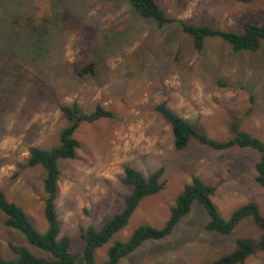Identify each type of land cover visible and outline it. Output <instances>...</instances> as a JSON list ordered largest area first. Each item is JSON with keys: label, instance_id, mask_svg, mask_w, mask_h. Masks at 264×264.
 Listing matches in <instances>:
<instances>
[{"label": "rangeland", "instance_id": "obj_1", "mask_svg": "<svg viewBox=\"0 0 264 264\" xmlns=\"http://www.w3.org/2000/svg\"><path fill=\"white\" fill-rule=\"evenodd\" d=\"M172 18L241 33L243 24L264 21V0H157ZM94 72L82 75L87 65ZM264 41L258 51L235 52L208 38L201 53L179 24L158 27L128 0H0V190L44 233L41 166L29 167V150L59 144L68 126L62 105L90 113L102 105L115 119L84 123L74 137L75 160L60 161L56 203L62 235L81 253L83 231H100L124 209L131 188L123 182L131 166L149 177L165 170L164 189L145 198L126 228L96 252L106 264L109 249L143 225L161 229L184 186L200 177L216 188L212 200L224 219L253 202L264 216V190L256 182L260 154L252 149L216 151L196 140L177 151L171 125L155 108L169 109L210 139L235 137L232 124L264 142ZM209 216L195 202L173 233L147 241L120 264H207L232 252L238 238H257L246 220L230 236L206 230ZM10 243L28 246L0 212V253ZM245 264H264V252Z\"/></svg>", "mask_w": 264, "mask_h": 264}, {"label": "trees", "instance_id": "obj_2", "mask_svg": "<svg viewBox=\"0 0 264 264\" xmlns=\"http://www.w3.org/2000/svg\"><path fill=\"white\" fill-rule=\"evenodd\" d=\"M255 0H241L243 3H251ZM132 9L143 19L156 22L158 27L171 24H179L183 33L193 42L196 52L201 53L208 38L219 39L228 43L235 52L258 51L264 41V21L260 25L245 23L241 33L217 29L208 25L191 24L178 18L169 17L160 7L157 0H128ZM264 17V15H263ZM94 72V64L91 63L82 69L81 74ZM264 98V96H263ZM62 115L68 121L59 137V144L50 149L33 147L29 150V167L41 166L46 176L44 185V216L48 225L42 233L38 231L26 212L16 204L8 201L5 193L0 190V212L6 215V225L22 234L28 245L39 250L44 256L33 253L28 246L10 243L9 248L12 258H5L0 253V264H96V252L108 244L112 238L123 231L131 217L148 197L160 193L164 189L162 178L165 170L158 169L149 177H144L141 172L131 166L124 168L122 182L131 188L130 195L125 199L124 209L116 214L100 231L89 228L83 231L82 238L85 241L81 253L73 249L72 239L62 235L61 222L57 212L56 203L59 198V184L62 172L60 161L75 160L79 142L74 137L77 130L84 123L93 124L103 119H115L116 115L102 105H97L95 110L86 113L77 103L62 105ZM171 125L174 147L182 151L188 147L191 141L196 140L216 151H224L232 148L252 149L260 154V159L255 166L256 182L264 190V142L249 133L242 132L237 122L232 124L235 137L227 142H219L210 139L199 129L169 109L166 102L155 108ZM216 188L207 185L200 177L194 176L192 182L185 185L183 191L171 208L170 218L163 228L157 229L150 225L137 228L131 237L125 242H116L108 252L109 260L106 264H120L121 260L137 251L147 241H160L170 236L178 223L189 214L192 205L197 202L209 216L206 230L220 236H230L244 221L250 220L259 229L257 238L247 237L236 240V248L207 264H245L246 261L264 252V216L261 215L259 206L250 202L238 208L229 219H224L215 206L212 197Z\"/></svg>", "mask_w": 264, "mask_h": 264}]
</instances>
